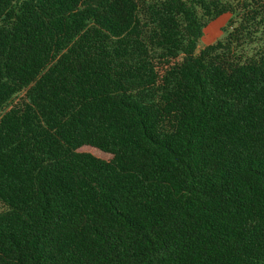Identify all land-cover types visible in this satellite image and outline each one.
I'll list each match as a JSON object with an SVG mask.
<instances>
[{
    "label": "trees",
    "instance_id": "16d2710c",
    "mask_svg": "<svg viewBox=\"0 0 264 264\" xmlns=\"http://www.w3.org/2000/svg\"><path fill=\"white\" fill-rule=\"evenodd\" d=\"M0 203V264H264V0H0Z\"/></svg>",
    "mask_w": 264,
    "mask_h": 264
},
{
    "label": "rangeland",
    "instance_id": "374dc122",
    "mask_svg": "<svg viewBox=\"0 0 264 264\" xmlns=\"http://www.w3.org/2000/svg\"><path fill=\"white\" fill-rule=\"evenodd\" d=\"M234 17L232 15H224L218 20L212 22L204 31V36L200 40L198 50L202 49L206 45L215 43L216 41L224 38L231 28V23ZM3 206L0 203V212L3 211Z\"/></svg>",
    "mask_w": 264,
    "mask_h": 264
}]
</instances>
